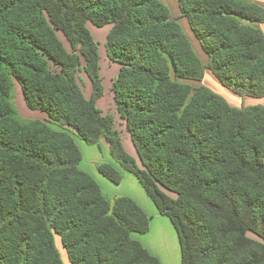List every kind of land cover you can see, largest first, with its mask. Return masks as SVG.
<instances>
[{
  "label": "trees",
  "instance_id": "16d2710c",
  "mask_svg": "<svg viewBox=\"0 0 264 264\" xmlns=\"http://www.w3.org/2000/svg\"><path fill=\"white\" fill-rule=\"evenodd\" d=\"M177 1L178 16L165 0H0V264H64L56 235L71 264H160L132 237L149 230L147 213L79 168L74 136L107 144L120 170H97L112 183L122 171L137 178L172 223L180 264H264V105L234 106L191 84L209 69L240 97H264V6ZM91 24L109 26L110 89L135 154L97 105ZM16 83L47 119L18 113Z\"/></svg>",
  "mask_w": 264,
  "mask_h": 264
},
{
  "label": "rangeland",
  "instance_id": "374dc122",
  "mask_svg": "<svg viewBox=\"0 0 264 264\" xmlns=\"http://www.w3.org/2000/svg\"><path fill=\"white\" fill-rule=\"evenodd\" d=\"M247 1H252V0H247ZM254 1H258L259 3L264 4V0H254ZM165 2L170 7L173 16H178L180 14V8L177 0H165ZM179 21L182 24V27L186 32V34L188 35L189 39L191 40L192 44L195 46V49L199 53L202 60L207 61V56L202 51L200 45H198L197 39L195 38L194 34L191 31L187 19L185 17H181L179 18ZM261 26L264 30V24ZM89 29L92 32L94 39L98 42L100 65H101V78H102L103 87L105 89V100H107V97L109 99L106 113H109L114 116L115 128L121 134L125 149L130 154H135V150L132 145V142L128 136V133L126 132L125 125L115 111L113 95L110 89L111 80L109 79L108 73L112 71V68L116 69V67H118V64L110 63V65L108 66L104 65L105 56H106L104 49V41L106 34L109 30V26L107 25L104 27H97L91 24L89 26ZM105 32L106 34L104 35ZM79 76L81 78L83 90L84 92H86L89 86H91L90 80L88 79V77L85 75L84 72H80ZM191 84L194 86H197L199 84H204L208 86L216 93L222 95L230 104L234 106L264 105V97L247 96L242 98L239 95L233 93L228 88L224 87L209 69L205 71L204 78L201 82L193 81L191 82ZM14 102L17 107L18 113L22 117L27 119H40V120L47 119V115L44 112L39 110H31L26 106L20 86L17 83L15 84ZM74 139L82 154V158L79 163V168L89 173L95 179V181L100 185L102 192L110 199L122 195H127V196L132 195L134 199L143 208V210L150 215L149 230L144 234L133 233V235L136 236L139 240H141V243L145 245L147 250H149L151 254L155 255L159 259L160 264H180V246L177 238V233L172 223L170 222L167 216L164 217L151 216L152 208L155 209V205L153 201L150 199L149 196L148 197L150 199V203L143 200V198L138 193V191L135 190L134 186L131 185L129 178L137 182L138 186L142 188L139 182L137 181V179L132 174L124 173L122 171L121 182L119 184L112 183L104 176L100 175L99 171L97 170V164L99 163H110L120 170L119 165L113 160V158L106 150L107 144L104 141H102V143L105 144L106 147H103L101 145L99 147L95 144H88L82 139L78 138L77 136H74ZM103 180H105L107 184H105ZM160 218H163V220H165V224L160 223L159 221ZM55 243L60 252L63 263L71 264L70 261L68 260L67 253L61 244L60 238L57 235L55 236Z\"/></svg>",
  "mask_w": 264,
  "mask_h": 264
},
{
  "label": "crops",
  "instance_id": "0c3cea01",
  "mask_svg": "<svg viewBox=\"0 0 264 264\" xmlns=\"http://www.w3.org/2000/svg\"><path fill=\"white\" fill-rule=\"evenodd\" d=\"M250 2H256V3H259L258 1H254V0H252V1H250ZM260 5H262V6H264V4L263 3H259ZM263 25V24H262ZM262 27V26H261ZM106 34V32L104 33V35ZM188 36V35H187ZM198 42V41H197ZM198 45H200L199 44V42H198ZM194 46V45H193ZM194 48H195V46H194ZM196 50V49H195ZM197 51V50H196ZM198 53V52H197ZM199 54V53H198ZM200 56V55H199ZM202 59V58H201ZM208 59V58H207ZM204 61V60H203ZM104 65H110V64H108V63H104ZM117 70H118V68L116 67V69L115 68H112V71H110L109 73H108V76H109V79L112 81L113 80V78H114V76H115V74L117 73ZM91 91H92V87L91 86H89V88H88V90L86 91V92H84V95L86 96V97H90V95H91ZM108 103H109V99H108V97H107V100H105V89H104V93H103V95H102V97H100L99 99H98V101H97V105H98V107L102 110V112L103 113H106L107 112V107H108ZM100 145L101 146H103V147H106V145L105 144H103L102 143V141L100 142ZM106 149V148H105ZM107 151H108V147H107V149H106ZM109 153V152H108ZM124 173H129V172H126V171H123ZM130 174H132V173H130ZM100 175H102V174H100ZM133 175V174H132ZM103 176V175H102ZM101 176V177H102ZM134 176V175H133ZM135 177V176H134ZM103 178V177H102ZM106 178V177H105ZM136 178V177H135ZM107 179V178H106ZM130 179V183H131V185L132 186H134V188H135V190H137L138 191V193L141 195V197L143 198V200H145L146 202H148V203H150V199H149V197H148V195H147V193L146 192H144L145 190H143L142 188H140L139 186H138V184H137V182H135L134 180H131V178H129ZM137 179V178H136ZM104 181V183L105 184H107V182H105V180H103ZM110 181V180H109ZM138 181V180H137ZM140 184V183H139ZM100 186V185H99ZM130 197H132L133 199H134V197L131 195ZM135 200V199H134ZM136 201V200H135ZM137 202V201H136ZM138 203V202H137ZM139 204V203H138ZM140 205V204H139ZM148 216H150L149 214H147ZM161 214H159L158 213V211H157V209H156V207H155V209H153L152 208V213H151V216L152 217H154V216H158V217H164V215H161ZM159 221H160V223H162V224H165V220H163V218H160L159 219ZM167 225V224H166ZM132 237H134L135 239H137V240H139L136 236H134L133 235V233H132ZM140 242H141V240H139ZM142 245H143V243H141ZM144 247H145V245H143ZM146 248V247H145ZM147 249V248H146ZM149 251V250H148ZM150 252V251H149Z\"/></svg>",
  "mask_w": 264,
  "mask_h": 264
}]
</instances>
